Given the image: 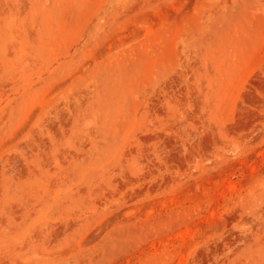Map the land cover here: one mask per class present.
Returning <instances> with one entry per match:
<instances>
[{"label":"rangeland","instance_id":"1","mask_svg":"<svg viewBox=\"0 0 264 264\" xmlns=\"http://www.w3.org/2000/svg\"><path fill=\"white\" fill-rule=\"evenodd\" d=\"M0 264H264V0H0Z\"/></svg>","mask_w":264,"mask_h":264}]
</instances>
